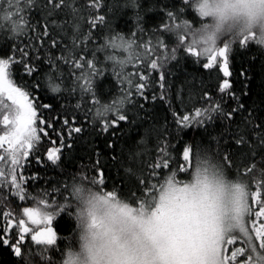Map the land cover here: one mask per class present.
Returning a JSON list of instances; mask_svg holds the SVG:
<instances>
[{
	"label": "snow or ice",
	"instance_id": "snow-or-ice-1",
	"mask_svg": "<svg viewBox=\"0 0 264 264\" xmlns=\"http://www.w3.org/2000/svg\"><path fill=\"white\" fill-rule=\"evenodd\" d=\"M125 9L135 30L115 27ZM253 44L264 0H0V191L26 201L43 179L30 157L61 168L82 146L27 220L3 212L0 248L16 264H264V112L229 79L233 46ZM178 53L222 73L215 89L173 79ZM63 213L78 246H58Z\"/></svg>",
	"mask_w": 264,
	"mask_h": 264
},
{
	"label": "trees",
	"instance_id": "trees-1",
	"mask_svg": "<svg viewBox=\"0 0 264 264\" xmlns=\"http://www.w3.org/2000/svg\"><path fill=\"white\" fill-rule=\"evenodd\" d=\"M144 7H149V0H144ZM193 17L199 19L198 15L193 9H188L185 13V18L189 20V23H193ZM157 13L155 11L149 12L145 15V20L148 22L147 27H150L152 23L156 20ZM198 26V25H194ZM115 27L118 31L123 30L127 32L129 29L135 30V20L134 12L132 9H125V12L119 15L115 20ZM222 46V45H221ZM230 55V70L233 71V76L229 79L234 82V88L237 91V94H241V90H246L247 95H241L242 101L250 107L256 108L260 112H264V50H260L258 46L251 45L249 48H238L236 45L233 46V51ZM201 60L204 57L200 58ZM179 64L176 61H173L169 67L171 71L176 73L173 79H178L183 81L187 79L190 83H195L196 87H201V83L205 87H210L215 89V86L220 82L222 73H219L216 70L212 71L211 77L208 76L207 70H202L200 66L195 62L196 58H192L191 61H186L181 59V54L178 53ZM243 72L246 76L250 77L247 81L244 80V77L240 75ZM107 80H111L112 77L109 73L105 74ZM17 83L20 81L17 79ZM105 84V79H101L100 87H103ZM247 85V88L244 89V85ZM43 102H50L43 93H39ZM53 103H60V101H51ZM151 101L146 102V106L150 104ZM169 118L170 114H169ZM2 128V125H0ZM142 129L140 133H132V135L139 138V135H142ZM2 134V132H0ZM193 138V131L188 130L187 135L184 137L185 140L191 141ZM198 138V137H197ZM95 143L99 145L100 148H103V138L94 137ZM52 145L48 142L47 138L42 139L40 145L37 146L35 155L40 156L42 159H46V149ZM82 146L77 148V152L74 154L76 157L75 162L72 157H66L62 164L61 168H52L46 166H38L33 157H30L31 165L30 171L34 174H39L43 177L42 180L37 182L35 186L28 188L30 192L29 198L21 202L18 198L13 199L9 194L7 189L0 191V225L3 224V212H11V219L15 225L19 219L23 218V207H37L38 204L34 202L31 197L35 196L39 199L38 193L42 189H47L48 191L52 190V186L57 180L67 181L71 183V180L65 173H76L79 167V155L81 154ZM86 162V161H85ZM63 169V172L61 171ZM115 175V172H113ZM47 181V183H46ZM60 223L65 226L68 230L66 232H58V246L64 248L65 245L69 243L73 244L76 239V220L74 215L69 216L67 213H63L56 217L53 221V227ZM35 227V226H32ZM30 236L24 241L25 245L29 243ZM43 247V246H41ZM19 258H16L13 253H11L6 248H0V264H16V261Z\"/></svg>",
	"mask_w": 264,
	"mask_h": 264
},
{
	"label": "rangeland",
	"instance_id": "rangeland-1",
	"mask_svg": "<svg viewBox=\"0 0 264 264\" xmlns=\"http://www.w3.org/2000/svg\"><path fill=\"white\" fill-rule=\"evenodd\" d=\"M73 245L78 246V242H77V240H74V241H73Z\"/></svg>",
	"mask_w": 264,
	"mask_h": 264
},
{
	"label": "clouds",
	"instance_id": "clouds-1",
	"mask_svg": "<svg viewBox=\"0 0 264 264\" xmlns=\"http://www.w3.org/2000/svg\"><path fill=\"white\" fill-rule=\"evenodd\" d=\"M78 250V249H77Z\"/></svg>",
	"mask_w": 264,
	"mask_h": 264
}]
</instances>
